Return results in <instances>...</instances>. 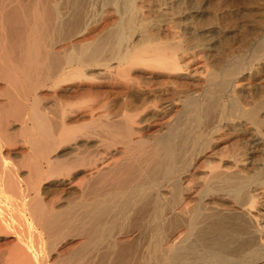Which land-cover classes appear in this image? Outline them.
Masks as SVG:
<instances>
[{
    "label": "bare ground",
    "instance_id": "1",
    "mask_svg": "<svg viewBox=\"0 0 264 264\" xmlns=\"http://www.w3.org/2000/svg\"><path fill=\"white\" fill-rule=\"evenodd\" d=\"M243 1L0 0V264H264Z\"/></svg>",
    "mask_w": 264,
    "mask_h": 264
},
{
    "label": "rangeland",
    "instance_id": "2",
    "mask_svg": "<svg viewBox=\"0 0 264 264\" xmlns=\"http://www.w3.org/2000/svg\"><path fill=\"white\" fill-rule=\"evenodd\" d=\"M246 2V0L245 1H243V2H241L240 3V6L241 7H243L244 6V4L243 3H245ZM249 5V4H248ZM243 10H245L244 8H243ZM243 18H244V15L243 14H240L239 15V17H238V21H242L243 20Z\"/></svg>",
    "mask_w": 264,
    "mask_h": 264
}]
</instances>
